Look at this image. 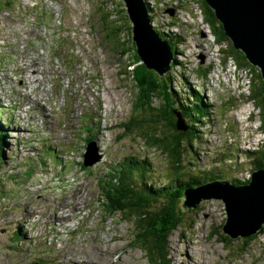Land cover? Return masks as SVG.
I'll use <instances>...</instances> for the list:
<instances>
[{
    "label": "rangeland",
    "instance_id": "obj_1",
    "mask_svg": "<svg viewBox=\"0 0 264 264\" xmlns=\"http://www.w3.org/2000/svg\"><path fill=\"white\" fill-rule=\"evenodd\" d=\"M149 1L153 9L150 25L154 26L156 18L162 15L160 24L167 20L174 24L161 25V31L183 37L179 47L184 52L178 57L184 63L170 64L168 72L174 77L172 85L180 102L188 107L189 98L195 97L179 88L184 86L179 79L189 74L187 70L195 65L194 60L190 62L183 43L182 22L188 20V8H176L172 15L169 8H164L169 0H159L154 17L155 0ZM180 1L185 0H177V3ZM189 1L196 6L199 21L211 31L210 22L204 20L201 0ZM116 2L118 8L126 12L124 0H62L63 17L55 26L45 12L33 28L19 29L18 19L7 15L8 0H0V6L4 7L0 10V264H75L71 259L80 264H150L138 246L140 240L135 225L123 220V214L106 213L108 204L104 194L109 196L108 190L112 191L121 183V188L131 193L125 198L130 204H145L132 189L134 186L127 185V178L135 185L150 186V181L164 185L172 178L189 181L190 173L207 172L204 183L214 176L230 180L252 173L253 158L245 150L256 148L245 145L263 136L264 131L255 128L261 124L258 107L255 106L253 118L246 121L235 106L234 99L240 95L237 85H249L246 72L245 78L236 73L231 77L210 73L207 83L214 84L218 92L213 93L219 102L224 99L226 103L206 116V123L200 125L207 136L201 140L202 134L197 132L195 149L185 158L184 176L175 170L166 150L152 145L150 132L158 125L127 129L135 119L144 117L133 111L136 89L124 72L130 65L129 60L135 57L134 50L129 56L112 51L98 27L101 10L113 9ZM125 12L122 18L130 26ZM214 34L217 36L215 31ZM128 41V46L135 47ZM222 43L226 50L230 48L229 43L235 46L230 39ZM110 47L115 48L114 44ZM57 50L61 59L54 56ZM225 62V73L235 71L228 58ZM244 70L251 72L249 67ZM203 84L206 86V82ZM256 84L261 88V78H257ZM179 112L186 119L182 110ZM89 125L92 131L86 129ZM90 138L97 139L101 156L93 166L84 162L87 146L93 142ZM53 151L56 154L52 155ZM230 151L232 155L228 154ZM130 158L138 162L139 175L123 174L124 169H129ZM134 189L139 190L136 186ZM177 191L173 185L166 197L174 199ZM71 199H77L76 206L80 208L74 216L67 215L71 206H64ZM154 199L151 197V212L163 206L156 207ZM183 202L179 208L184 212V221L170 234L166 262L264 264V233L243 249L227 241L222 231L227 218L222 199L203 200L197 208L188 210ZM53 211L61 222L58 226L49 217ZM222 234L224 238H220ZM98 246L101 251L105 249L104 257L94 250ZM75 250L73 254L67 253ZM62 251L66 253L62 255ZM66 258L70 260L65 262Z\"/></svg>",
    "mask_w": 264,
    "mask_h": 264
},
{
    "label": "trees",
    "instance_id": "obj_2",
    "mask_svg": "<svg viewBox=\"0 0 264 264\" xmlns=\"http://www.w3.org/2000/svg\"><path fill=\"white\" fill-rule=\"evenodd\" d=\"M158 1L159 0H155L156 8H158ZM201 3L204 8L205 19L210 22L213 30L217 34V41L220 43L227 41L229 38L223 30V25L216 18L214 10L204 0H201ZM146 4L148 6L147 9L149 8L150 11L149 14L153 18V9L150 5L151 1L146 0ZM181 5H184V7H181ZM23 7V3H20L18 6V8L21 9ZM170 7H174L175 9H186L185 1L177 3V0H169V2L165 4L164 8ZM3 8V6H0V10ZM124 12V10L118 8L117 2L116 6L111 10L106 8L102 9L101 16H99L100 22L98 27L103 34L105 44L108 48L112 49V51H120L122 54L129 56L130 51L134 50L133 56L135 57L133 60H129L130 65L124 72L133 80V86L136 89L133 111L144 114V117L141 119H135V122L130 123L127 126V129L133 131L136 127L140 126L158 125V128L155 127L151 129L150 132L152 145L155 147H161L164 151L166 150L168 152L167 155L171 158L175 170L181 172L179 175L184 176L186 173L182 172V170H186L187 168V161L185 159L186 155L191 153V151L193 152L195 149L194 140L198 135L197 132L202 134L201 140L206 138V134L201 130L200 125L206 123L204 119L206 116L209 117V115L213 113V110L211 112V105L204 99V96L201 94V89H199L198 93L193 92L192 95L195 99L191 100L189 98V101L193 102V104L187 107V105L180 102L178 92L172 89L173 81L170 82V75H160L156 69H147L145 64L142 63V59L137 52V44L134 40L133 32L135 24L126 9L125 16L131 21L130 26L126 25V21L122 18V13ZM114 14H117V16H114ZM118 17L120 19H118ZM171 24H174V21H171ZM217 25L219 27H217ZM153 29L162 38L167 39L170 43L174 53V64H183L184 62L178 57V54L181 53L182 50L179 47V43L183 37H180L177 33L161 31L160 26L157 27L154 25ZM128 40H131V43L135 45L136 48L128 46ZM111 44H114L115 48H111ZM229 44L230 48H228V50L223 47H220L219 51L217 50L218 56L220 57L222 64H226L225 61L227 58L229 60L232 59V63H234V65L237 62L240 66L249 67L251 69V74L254 73L252 97L255 100L256 105L261 108V130L264 131V81L261 77V73L256 66L246 59L243 51L236 49L231 43ZM54 54L56 55L59 53L54 52ZM214 67V65H200L198 75L203 79L200 80L203 82H209L206 81L207 78L205 77L208 76V73L212 72L211 69ZM241 70L246 71L244 69ZM257 78H261V88H259L256 84ZM179 88L182 89L184 87L180 86ZM156 101H158V103H156ZM221 102L225 104L226 100L221 99ZM175 110H182L189 126L187 131H181L176 127L177 116L175 114ZM208 120L211 119L209 118ZM86 129L92 131L90 125L86 127ZM231 138L233 140V137ZM89 140L92 141L91 138ZM245 152L253 158L252 163L254 164V167L252 168V171L260 167H264V141L260 149H247ZM51 154L53 155L56 153L53 151ZM228 154L232 155V151L228 152ZM190 164L193 165L194 163ZM128 166L129 169H124L123 174L133 172L135 175H139L140 167L138 162L130 158L128 159ZM200 173L202 174L198 175L195 173L192 175V173H190L188 176L190 177L189 181H184L182 178H172L166 181L164 185H159V183L150 181V186H146L145 184V186L143 184L135 185L131 179L127 178V185L130 188L132 185L134 188L135 186L139 188L138 191L134 188L132 189L140 197V199L145 202V204L141 202H134L130 204L125 198L129 197L131 193L130 191L121 188V183L118 184L115 189H112V191L108 190L109 196L104 194L106 204H108L106 206V213L108 215L118 213L123 214L125 216L123 220L132 222L135 225L136 235L140 240L138 246L143 249L150 264H155L156 261L158 262L157 264H171V262H166L165 253L169 247L170 234L174 230L178 229L184 221V212L181 208H179L180 204L183 202V192L187 187H194L203 183L204 175L207 172ZM172 174H174V172L171 173V175ZM216 178H219V176L212 177L210 181H215L217 180ZM230 180L235 184H243L249 182L250 179L246 180L245 177L237 176ZM173 185L178 188V191L177 196L170 200L166 196L168 195L167 191L170 190ZM151 197L155 198L154 202L156 207L157 205H163L161 208H157L155 212H151L153 207H149L153 205V203H150L152 201ZM263 228L260 229L257 234L248 237L241 236L237 239H233L229 234H226V237L228 238L227 241H229V243H236L240 249H243L250 245V242L256 239L260 233H264ZM222 231L224 232L223 224ZM212 233L213 236L216 235L214 230ZM222 235L223 236H220V238H224V234Z\"/></svg>",
    "mask_w": 264,
    "mask_h": 264
},
{
    "label": "water",
    "instance_id": "obj_3",
    "mask_svg": "<svg viewBox=\"0 0 264 264\" xmlns=\"http://www.w3.org/2000/svg\"><path fill=\"white\" fill-rule=\"evenodd\" d=\"M204 1L214 10L226 36L235 47L245 53L250 63L261 69L264 81V0ZM124 2L135 24L133 32L138 54L148 68L156 69L160 75H164L173 60L170 44L151 27L145 0ZM173 13L171 10L172 15ZM175 114L176 127L181 131L188 130L186 119L179 112ZM100 159V155L91 153V158L85 164H95ZM183 198V207L186 210L197 208L203 200L222 199L227 213L223 224L224 232L233 239L252 236L264 226V167L253 170L250 181L243 184L217 179L187 187Z\"/></svg>",
    "mask_w": 264,
    "mask_h": 264
},
{
    "label": "clouds",
    "instance_id": "obj_4",
    "mask_svg": "<svg viewBox=\"0 0 264 264\" xmlns=\"http://www.w3.org/2000/svg\"><path fill=\"white\" fill-rule=\"evenodd\" d=\"M9 2V5H10V11L8 12V14H11L13 11H15L16 9L18 11H21L23 9H18L14 4V1L13 0H8ZM146 2V0H145ZM169 10H173V9H169ZM26 11V10H24ZM174 11V10H173ZM174 15V13H173ZM148 16L149 18L152 20L150 14L148 13ZM205 22L208 23L206 21V19L204 18ZM221 23V22H220ZM210 25V23H208ZM222 24V23H221ZM212 25H210L211 27ZM153 28V26H151ZM211 31H212V34L214 35L215 37V40L218 44H222V42L220 43L219 41H217L216 39V35L214 34L213 32V29L211 27ZM162 38V37H161ZM229 38V37H228ZM163 40H167V39H164L162 38ZM230 39V38H229ZM202 56H204V61L202 62ZM200 63L204 64L205 63V55L204 54H201L200 56ZM173 58H174V55H173ZM247 59V58H246ZM248 60V59H247ZM249 61V60H248ZM171 64H174V61L172 60ZM237 66L239 67V70L241 69H244L245 66H240L237 62H236ZM260 73H261V69L256 66ZM198 69H199V66H196V65H193L192 66V69H190V71L187 70V72L189 73L188 75H184L182 78H180V82L184 83V89H186L190 94H193V92L195 93H198L199 91V87H198V84L202 87L204 93L210 97L211 93L213 92H218V89L214 86L213 83H210L208 84L206 82V86L203 84H200V82L197 83V76H198ZM165 74H168L170 75L171 77V81H174V77L167 71ZM164 74V75H165ZM261 77H262V74H261ZM249 78V79H248ZM263 79V77H262ZM253 81H254V73L253 74H250L249 72H247V84L248 87H246L245 85H241V88L237 85V89L239 90L240 92V95L238 96V98H235L234 101H235V106H238V109L241 110L242 114L244 115V118L246 121H250L251 118H253V113L255 111V106L259 108L260 110V115H261V108L259 106L256 105L255 103V100L253 99L252 95H253V91H252V88H253ZM172 89L174 90L173 88V85H172ZM242 90V91H241ZM202 91V90H201ZM214 102L218 105H220L222 102H219V99H218V96L216 94L213 93V98ZM260 120H261V117H260ZM256 130H259V128H261V124L260 126H256L255 127ZM260 139L261 140V144L259 147H255L253 145V142L256 140ZM263 141H264V135L263 136H259L257 137L255 140H251L248 145H245L246 147L247 146H250V147H255L256 149H260L263 145ZM249 150H254V149H249ZM246 173H244L245 175ZM243 175V177H244ZM204 183V182H203ZM202 183V184H203ZM184 194V193H183Z\"/></svg>",
    "mask_w": 264,
    "mask_h": 264
},
{
    "label": "built area",
    "instance_id": "obj_5",
    "mask_svg": "<svg viewBox=\"0 0 264 264\" xmlns=\"http://www.w3.org/2000/svg\"><path fill=\"white\" fill-rule=\"evenodd\" d=\"M186 8H188V20L182 22V27L185 29V46H188V55L189 60H194L195 65L199 66L200 64V55H205V65L208 62L217 61L219 59L218 53H214V48L209 44L208 36H206V29L203 27V22L199 21V12L196 9V6L192 4L191 1L185 0ZM184 7V5H181ZM169 9H175L171 7ZM157 8L154 2V17L157 15L155 14ZM162 16V15H161ZM159 15L156 18L157 27L161 25H167L168 22L166 21L164 24H160V20L162 19ZM164 17V16H163ZM154 21V25H156ZM159 23V24H158ZM180 31V29H178ZM244 177H248L247 174Z\"/></svg>",
    "mask_w": 264,
    "mask_h": 264
},
{
    "label": "bare ground",
    "instance_id": "obj_6",
    "mask_svg": "<svg viewBox=\"0 0 264 264\" xmlns=\"http://www.w3.org/2000/svg\"><path fill=\"white\" fill-rule=\"evenodd\" d=\"M148 13H149V8H148ZM163 19V18H162ZM171 27V26H170ZM203 27H204V29H206L205 28V26L203 25ZM173 31V30H172ZM167 32V31H166ZM214 32V31H213ZM206 36H208V41H209V44H211V46H213V48H214V52L215 53H218L217 52V50L219 51V49H220V47H223L224 48V45H223V43L222 44H218L217 42H216V40H215V37H214V35L212 34V31H210L208 28L206 29ZM221 39V38H220ZM219 40V39H218ZM184 44H185V42H184ZM186 48H187V50H188V46H186ZM182 52H184L183 50H181V53ZM223 54V53H222ZM181 60V59H180ZM230 61V63H231V65L233 66V68L235 69V71H230V73H225L224 72V65L225 64H222V61H221V59H220V57H219V59L217 60V61H212L211 62V64L210 65H214L215 67L213 68V69H211V73H213V72H219V74L220 75H222L223 76V74H227V75H229L230 77L233 75V74H239V76H240V78H242V77H244L245 78V75H244V72H246V78L245 79H247V71H243V70H239V67L235 64L234 65V63H232V59H230L229 60ZM190 62L191 63H193V61L192 60H190ZM145 63V62H144ZM183 67V66H182ZM185 67V66H184ZM186 68V67H185ZM190 69H192V67L190 68ZM38 70V69H37ZM182 71V70H181ZM188 71H190V70H188ZM210 74V73H209ZM188 75V74H187ZM180 76H181V74H180ZM197 78V83L199 82V79H198V77H196ZM206 78V77H205ZM35 80H38V79H35ZM180 82V81H179ZM209 83V82H208ZM198 87H199V89H201L202 90V87L198 84ZM241 88V87H240ZM218 94V93H217ZM210 98L212 99L213 98V94L211 93V95H210ZM212 101H213V99H212ZM16 102V101H15ZM3 114V113H2ZM20 114V113H19ZM25 118V117H24ZM40 119H43V116H40ZM238 119V118H237ZM262 119V118H261ZM15 127H16V125H15ZM48 135V134H47ZM53 136V135H52ZM207 136V135H206ZM205 136V137H206ZM93 137L94 138H96L97 136H96V133L95 132H93ZM96 140L97 139H93L92 141L93 142H91L90 144H88V146H87V149H86V151H85V153H84V157H85V159H84V162H86L88 159H90L91 158V153H94V154H98V150H99V147H98V144H97V142H96ZM254 145V144H253ZM256 147V146H255ZM245 162V161H244ZM96 164V163H95ZM95 164H91V165H87V166H93V165H95ZM241 164H243L242 162H241ZM248 166V165H247ZM216 181V180H215ZM210 182H213V181H210ZM209 183V182H208ZM78 202V200L76 199V200H73V199H71V200H69L66 204H64V206L65 207H68V206H71V211H68L69 213L67 214V215H72V216H74L79 210H80V208H78L77 206H76V203ZM74 207H76V209L74 208ZM59 214V213H58ZM66 215V216H67ZM62 216V218L63 217H65L64 215H61ZM49 217L52 219V221H54L55 222V226H58L59 224H61V222H58V219L57 218H55V216H54V211L52 212V213H50L49 214ZM59 218V217H58ZM67 222V221H66ZM64 224V223H63ZM97 244H99V245H102V244H100V243H97ZM96 244V245H97ZM101 246H98V247H96L94 250L95 251H100L101 253H102V257H104V250L103 251H101L100 248ZM77 250H75V251H69V252H67V253H75ZM66 252L65 251H62V255H64ZM77 257V256H76ZM73 258V257H72ZM51 260V259H50ZM70 260V258H66L65 259V262H68ZM72 260V262L73 263H77V264H80V262L78 263V261H76V260H74V259H71ZM193 260L195 261V257L193 256ZM63 262V261H62ZM196 262H198V263H200L199 261H196ZM96 264V263H95Z\"/></svg>",
    "mask_w": 264,
    "mask_h": 264
},
{
    "label": "flooded vegetation",
    "instance_id": "obj_7",
    "mask_svg": "<svg viewBox=\"0 0 264 264\" xmlns=\"http://www.w3.org/2000/svg\"><path fill=\"white\" fill-rule=\"evenodd\" d=\"M142 63H144V62H142ZM144 64H145V63H144ZM145 66H146V64H145ZM146 67H147V66H146ZM221 104H222V103H221ZM221 104H220V105H221ZM220 105H219V106H220ZM253 144L256 145V142L254 141Z\"/></svg>",
    "mask_w": 264,
    "mask_h": 264
}]
</instances>
